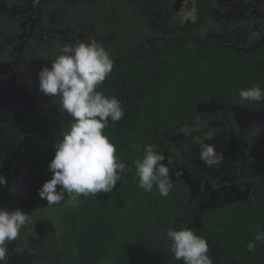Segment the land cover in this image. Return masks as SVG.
<instances>
[{"label":"trees","instance_id":"16d2710c","mask_svg":"<svg viewBox=\"0 0 264 264\" xmlns=\"http://www.w3.org/2000/svg\"><path fill=\"white\" fill-rule=\"evenodd\" d=\"M3 1L12 7L27 0ZM218 1L196 3V20L185 27L173 21L167 0H80L77 5L55 0L44 7L46 22L67 31L69 41L62 42L59 36V41L37 47L29 43L26 67L38 78L63 45L91 39L101 44L114 62L101 90L116 97L125 110L121 120L109 119L103 134L116 145V155L127 167L110 192L80 196L74 202L66 196L54 206L41 199L38 190L52 175L48 164L55 155L54 144L71 123L59 98L46 95L41 116L55 119L56 130L41 120L36 137L14 132L17 167L25 165L24 177L29 180L25 193L36 203L16 247L30 252L32 264H184L174 258L166 233L188 228L198 214L187 201V186L172 181L167 197L155 187L145 192L138 187L134 161L143 158L146 145H155L170 173L180 170L191 177L197 167L177 150L172 136L197 121L212 123L187 135L184 146L193 149L222 129L229 134L239 130L234 119L238 109L264 112V102L241 103L238 96L253 86L264 89V0L257 5L263 17L256 20V42L239 51L223 43L228 35L215 38L225 31L241 32L232 25L226 29L216 25L210 14ZM241 35L249 37L247 31ZM256 191L250 201L199 214L200 226L192 230L207 240L213 264H264V241L247 249L257 233H264V184ZM32 224V229L35 224L48 229L38 253L30 250L27 238Z\"/></svg>","mask_w":264,"mask_h":264},{"label":"clouds","instance_id":"9594fccd","mask_svg":"<svg viewBox=\"0 0 264 264\" xmlns=\"http://www.w3.org/2000/svg\"><path fill=\"white\" fill-rule=\"evenodd\" d=\"M113 63L104 47L91 39L63 45L51 67L38 73L39 91L58 97L60 107L71 117L62 139L54 144L55 155L48 164L51 179L38 190L39 197L49 206L60 205L66 196L69 202H74L80 196L110 192L126 171V164L116 155V145L103 134L109 119L115 123L125 115L121 102L101 90ZM238 96L241 103L264 102V89L253 86L239 91ZM211 139L212 136L206 137ZM200 159L213 167L222 162L223 155L216 152L215 145L201 141ZM164 160L165 156L155 151V145L144 147L143 158L134 161L138 187L145 192L155 187L160 196H168L173 184ZM5 183L0 176V185ZM28 219V214L19 209H0V264H8V244L18 238ZM166 236L176 260L182 259L184 264H213L207 240L191 228L178 231L170 228ZM260 241H264V233L255 235L254 241L247 244L248 251Z\"/></svg>","mask_w":264,"mask_h":264},{"label":"flooded vegetation","instance_id":"af4514ba","mask_svg":"<svg viewBox=\"0 0 264 264\" xmlns=\"http://www.w3.org/2000/svg\"><path fill=\"white\" fill-rule=\"evenodd\" d=\"M53 1L55 0H27L22 5L12 7L6 5L3 0L0 1V36L3 38L0 41V135L11 142L8 152L0 148V176H3L6 180L4 185H0V209L8 211L19 208L16 201L20 194L17 184L24 185V191L26 192L25 183L28 184L29 182L24 177L26 175L25 165L22 168L17 167L16 140L14 138L16 135L14 132L18 131L27 137L29 134L36 137L35 132L38 129L39 122L45 120L41 115L44 114L47 105L46 95L39 91L37 76L33 75L29 67L25 65L24 52L29 43H34L37 47L42 42L59 41V36L62 37V42L69 41L67 31L52 26L44 18V7H47ZM61 1L77 5L80 0ZM199 1L201 0H173L170 3L171 0H167L166 3L172 8L173 21L178 16L176 3H183L185 8L192 13L191 19H186L182 26L179 25L185 27L196 20V3ZM210 16L214 19L216 25L224 29L228 25L241 29V32L236 33L231 30L232 34H230L225 31L215 37L221 39L228 35V40H223V43H228L227 48L234 51L245 49L250 42H256V36L253 34V31L257 28L256 20L263 17L257 6L254 8L250 6H232L231 0L218 1V6L216 9L211 10ZM5 25L8 26V29L11 28L5 31L7 30L4 28ZM242 31H247L249 37L243 38ZM257 45L258 43L255 46ZM15 93L22 97H14ZM10 97H13L16 101L13 112L10 111V105L6 102V99ZM45 121L52 125V129L56 130L58 127L55 119H46ZM260 131V128L251 127L247 130L232 131L229 134L228 139L233 141L234 144L231 148L222 151L223 169L220 172L216 170L214 172V175L218 177H213L209 171L202 168H197L193 172L194 174L191 175L190 179L198 183L200 194L202 192V200L207 201L208 195L213 193L222 196L223 193L229 192L232 197V202L229 205H232L236 202L250 201L256 196V190L264 184V159L256 161L253 159L250 150L251 141ZM186 198L190 204L198 209L197 215L204 210L201 209L204 203L200 205L197 201L190 199L188 194H186ZM222 207L226 206H215V208L207 210ZM194 218L189 223V227H191ZM30 222L32 223V221ZM35 225L33 229V224L32 226L29 225L26 231L27 234L30 231V236L27 237L28 242L32 244L30 250H35L38 253L42 249V240L37 238ZM199 226L200 223L197 228ZM20 239L21 236L19 235L15 241L9 243H14V251H19L16 245ZM23 252H26L32 258L28 250ZM9 263L10 260H8Z\"/></svg>","mask_w":264,"mask_h":264},{"label":"rangeland","instance_id":"374dc122","mask_svg":"<svg viewBox=\"0 0 264 264\" xmlns=\"http://www.w3.org/2000/svg\"><path fill=\"white\" fill-rule=\"evenodd\" d=\"M248 5L252 8L255 6L253 3L249 0ZM246 6V7H247ZM176 12L178 16L174 20L176 23H178L180 26L183 25V22H185L186 19H191V14L186 8L183 3H177L176 4ZM190 17V18H189ZM6 74V73H4ZM14 97L21 98L22 96L15 93ZM6 102L8 105H10V111L14 110L16 106V101L13 97H10L9 99H6ZM13 112V111H12ZM235 121L238 125V127L241 130H247L251 127L260 128L261 131L255 135L254 139L251 141V155L253 159L256 161H260L264 159V113H258V112H250L244 109H239L235 113ZM218 126H221L220 123H217ZM213 126L212 123L208 121H202L198 122L195 125H191L187 131H182V133H178L177 135L172 136L171 142L176 145L178 149H180L183 154L187 157V159L198 169H206L210 172V174L213 175V177L216 178L217 175H214L215 170L221 171L223 169V163L221 162L219 165L208 167L206 166L200 159V146L189 149L184 146V141L188 135V133L192 130H197L203 127H210ZM229 138V133L222 129L219 134H217L215 137H212L211 140H207L206 143L215 145V150L217 153H222V151L227 150L228 148H231V146L234 144L233 141H231ZM11 145V142L0 135V148L1 150H5V152H8ZM218 174V173H216ZM184 171H174L170 174L171 181H182L186 184L188 191H189V197L192 200L197 201L200 205L203 204L201 209H210L215 208V206H224L226 204H229L232 202L231 193L225 192L222 196H217V193H213L208 195V200L204 201L202 200L200 190L198 187V183L191 181L190 176ZM218 177V176H217ZM19 196L16 199L17 203L19 204V210L22 212L28 214L34 210V206L36 203L30 199L24 191V186L21 184H17ZM209 188V187H208ZM196 217V216H195ZM197 218V217H196ZM193 220V223L191 225V229H195L199 225V221L197 219ZM49 228V227H48ZM37 238L44 240L46 236V232L48 231L47 226L43 225H37L35 227ZM8 260H10L9 264H31L33 263L31 256L27 254L26 252H20V251H14V243L8 244Z\"/></svg>","mask_w":264,"mask_h":264},{"label":"water","instance_id":"95a60500","mask_svg":"<svg viewBox=\"0 0 264 264\" xmlns=\"http://www.w3.org/2000/svg\"><path fill=\"white\" fill-rule=\"evenodd\" d=\"M249 1H251L252 3H253V5L254 6H257L258 4H259V2L261 1V0H249ZM177 4V3H176ZM231 5L232 6H247L248 5V1L247 0H231ZM239 110V109H238ZM245 110V109H244ZM198 122H201V121H197V122H195V123H193V124H189L188 126H186L185 127V129L183 130V131H187V129L191 126V125H195L196 123H198ZM192 131H195V130H192ZM191 132V131H190ZM189 132V133H190ZM180 133H182V132H180ZM188 133V134H189ZM177 135V134H176ZM185 142V141H184ZM206 142V141H205ZM177 148V147H176ZM177 150L183 155V157L185 158V159H187V157L183 154V152L180 150V149H178L177 148ZM188 160V159H187ZM177 171H180V170H177ZM172 173V172H171ZM170 173V174H171ZM186 173V172H185ZM189 177V176H188ZM188 189V188H187ZM188 193H189V191H188ZM187 193V194H188ZM188 197H189V194H188ZM229 204H231V202L229 203ZM229 204H226V205H224V206H227V205H229ZM197 217V218H196ZM195 218L199 221V223H200V215H197ZM194 218V219H195ZM39 225V224H38ZM40 225H43V224H40ZM188 228H190V227H188ZM197 227H195V229H196Z\"/></svg>","mask_w":264,"mask_h":264}]
</instances>
